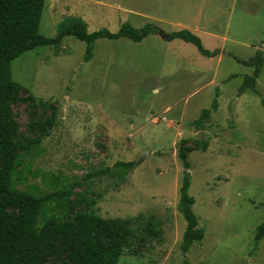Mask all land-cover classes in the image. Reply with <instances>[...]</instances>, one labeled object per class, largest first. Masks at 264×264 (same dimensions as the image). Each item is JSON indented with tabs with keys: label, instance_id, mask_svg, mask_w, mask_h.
Masks as SVG:
<instances>
[{
	"label": "rangeland",
	"instance_id": "rangeland-1",
	"mask_svg": "<svg viewBox=\"0 0 264 264\" xmlns=\"http://www.w3.org/2000/svg\"><path fill=\"white\" fill-rule=\"evenodd\" d=\"M194 21L202 27L195 34L218 55L159 34ZM76 22L87 32H117L123 23L159 31L139 43L99 39L88 61L86 43L73 36L13 61L21 86L10 105L17 187L39 195L82 180L65 207L45 204L49 215L122 221L118 264H264V235L256 240L264 222V66L259 96L240 90L254 68L237 60L264 55V0L45 1V37ZM117 161L136 162L124 183L118 174L85 179ZM186 171L202 238L184 252ZM63 245L50 240L40 264H71Z\"/></svg>",
	"mask_w": 264,
	"mask_h": 264
},
{
	"label": "trees",
	"instance_id": "trees-1",
	"mask_svg": "<svg viewBox=\"0 0 264 264\" xmlns=\"http://www.w3.org/2000/svg\"><path fill=\"white\" fill-rule=\"evenodd\" d=\"M46 0H0V264H40L45 254L46 244L56 238L64 241L62 251L71 264H118L121 257L122 241L118 230L123 225L120 220H104L86 212L67 213L63 220L56 214L49 215L46 203L56 201L65 207L74 194V188L82 180L75 179L67 186L55 191L34 194L17 187V168L19 155L16 152L14 136L18 125L12 116L11 102L21 89L14 80L12 63L27 51L41 46L58 47L66 36H73L86 43L84 58L93 57L95 42L102 38H129L141 42L150 34L159 31L158 26L147 23L136 28L123 23L117 32L106 28L87 32L76 22L72 25L61 24L53 37H45L40 32L41 14ZM172 39H182L194 44L203 55L214 57L219 49L210 50L202 39L187 29L172 32ZM240 63L253 67L250 75H245L240 90L251 89L261 96L257 81L264 66L261 50L250 59H237ZM264 107V99H262ZM218 102L214 100L212 108L216 110ZM202 111L200 119L207 113ZM136 167L134 161H117L113 168L105 167L85 175L91 179L101 175L118 174L124 183L128 173ZM191 176L188 171L183 177L180 191L179 209L187 221L182 250L187 252L191 244L201 240V231L197 228L198 217L192 206L194 197L190 195ZM264 235V222L258 226L256 240ZM106 241V243L104 242ZM184 264H188L185 261Z\"/></svg>",
	"mask_w": 264,
	"mask_h": 264
},
{
	"label": "crops",
	"instance_id": "crops-1",
	"mask_svg": "<svg viewBox=\"0 0 264 264\" xmlns=\"http://www.w3.org/2000/svg\"><path fill=\"white\" fill-rule=\"evenodd\" d=\"M254 4V3H253ZM256 4H258V3H256ZM250 8V10H251V7H249ZM248 8V9H249ZM252 13H255V14H259L260 12H259V10H255V11H253ZM186 26V25H185ZM182 27H184V26H182ZM201 26H200V24L198 23V22H193L191 25H189L188 27H186L185 29H187V30H190L191 32H193L194 34L195 33H199L200 32V30H201ZM179 31V30H178ZM175 32V31H174ZM196 34V35H197ZM214 50V49H213Z\"/></svg>",
	"mask_w": 264,
	"mask_h": 264
},
{
	"label": "water",
	"instance_id": "water-1",
	"mask_svg": "<svg viewBox=\"0 0 264 264\" xmlns=\"http://www.w3.org/2000/svg\"><path fill=\"white\" fill-rule=\"evenodd\" d=\"M159 34L164 40H167V41H171L172 40V36L170 34H168V33H165L164 31H160ZM202 138H203V134H202V132H200L199 135H198V139L202 140Z\"/></svg>",
	"mask_w": 264,
	"mask_h": 264
}]
</instances>
